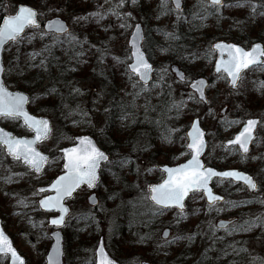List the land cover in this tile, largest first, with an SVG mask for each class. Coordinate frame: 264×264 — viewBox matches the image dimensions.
<instances>
[{"label": "trees", "instance_id": "obj_1", "mask_svg": "<svg viewBox=\"0 0 264 264\" xmlns=\"http://www.w3.org/2000/svg\"><path fill=\"white\" fill-rule=\"evenodd\" d=\"M152 1L154 2L152 3ZM21 2L30 4L28 0ZM237 3L244 6L221 8L220 12L216 13L211 8L207 12L203 11L201 0H186L187 5L183 9V15L187 17V20L177 22L174 11H167L166 14H162L164 10L161 8V0H140L137 9L147 14H142L141 19L135 18L133 21H141L144 24L146 32L144 48L153 61H161L165 65L176 62L184 68L188 76L193 77L205 74L212 65L215 54L209 56L207 53L213 41L226 39L244 45H249L256 40L264 41V16L260 15L261 12H264V0H226L225 2V4L232 5ZM69 4L71 11H75L76 7L80 5L79 2L76 4L75 0H69ZM253 5L259 6L255 13L252 12ZM172 8V5L168 2V9ZM233 11H243L244 13L240 15ZM5 13L3 5L0 4V20ZM195 13H199L201 17L206 18H194ZM164 33H175L179 39L168 38ZM64 45L66 47H60V50L59 48H52L53 50H59L58 52L50 50L53 58L48 57V61H46V64L50 66V70L31 71L30 68H22L21 75L9 80L8 83L14 85L15 88L27 90L33 99L30 90H34L42 80L45 78L50 79L53 75L58 87H67L62 95L59 94L58 97L64 98L68 105L73 98L74 102L72 101L71 105L81 104L82 94H77L74 91L76 84L72 81L80 78L79 75L81 74H77V67L79 64L81 68L84 66V60L79 55L82 51L84 53V46L82 44L81 47V44H77L75 49L71 47V42ZM11 46L16 47V52H20L22 49L21 42H19L11 44L6 51ZM161 49H167V51ZM17 59L20 62L22 60L21 56H18ZM51 65L55 66L54 71H51ZM262 68L264 70V66ZM8 72L9 68L6 64V83L9 76ZM48 72L51 73V76ZM86 73L89 74L85 70L82 75L86 76ZM28 74H31L29 78ZM113 78L108 74L102 80V90L105 95L103 103L108 104L105 108L109 109L108 112H105L104 109L103 132L102 129L98 130L95 126L92 130L89 124L78 128L77 132L79 134H94L99 144L110 152L112 160L114 156L128 157L132 160L131 165L120 170L116 166L106 165L104 172H102L101 185L111 187L109 180L117 174L115 177L120 179L117 186L120 185L121 191H124L127 183H132L129 179L131 177L134 179L136 175L134 163L141 160L137 157L140 154H147L150 158L155 156L156 159L162 157L164 162L171 164L187 157L185 129L186 121H188L192 109L189 108L187 98L176 91L170 78L163 81L154 79L155 82L149 86L139 84L135 88L132 87V91L125 90L121 83L119 84V81L117 84L115 80H111ZM261 83L256 84L258 87L249 85L245 91L237 92L238 97L240 95V99L236 98L238 102L248 104L250 100L258 101L259 99L264 102L263 92V96L261 95L262 97L258 99L254 95L257 89L261 88ZM142 88H146V90L142 91ZM251 90L255 91L250 92ZM93 92H97V90L94 89ZM46 96L50 103L49 98L52 94L49 93ZM193 99L199 103L195 97ZM181 101H183V104L179 110L172 107L174 103L180 104ZM30 108L33 111H43L36 108L33 101ZM122 116L126 118L121 119ZM237 123L226 124L224 120H220L218 129L223 134L226 131H232ZM176 128L178 131H176ZM166 136L169 139H165ZM0 152L4 154L1 146ZM166 152L169 154H166ZM207 162L217 167L229 166L228 162L223 161L221 158L210 157ZM130 168L133 169L132 172L128 171ZM48 169L49 167L46 170ZM122 171L127 173L121 174ZM55 175H50V178ZM160 177L161 175L157 180ZM147 179H149V182L152 181L150 177ZM215 187L225 194L228 202H231L226 208L228 214L232 212L233 215H238L244 221V226L250 231L264 230V217L259 219L256 216L248 219L247 216L244 217L242 214L245 212L244 208H248V211L255 209V206L259 205L258 202L251 203L246 199L233 202L232 189L234 187L237 189H234L235 191L244 192L245 189L241 185L217 180ZM121 191L115 188L112 193L114 198L101 193L102 203H106L105 206H108L105 214L97 211L99 209L90 207L85 213L77 216L75 220H69L65 230L66 233H71L73 236L74 248L72 252L77 259H74V262L77 261V264H94L93 243L90 241H98L101 234L105 235L108 250L120 261L124 260L125 257H136L139 260L141 258L148 259L155 264H242L241 259L244 257L245 250H240L235 246L232 247V243L236 239V233L228 232L225 236L223 231L216 229L209 222L201 221L198 224L204 228L200 232H192L186 235L184 233L186 230H184L181 239H175L172 243H165L166 240H161L159 235L160 229L163 227V221L161 220L163 214L154 215L157 207L153 206L148 199H142L140 196L133 198V194L130 197V192L133 191L131 187L128 188L129 198L126 201H123L121 195L117 193H121ZM194 197L197 198L200 208L207 207L200 194H195ZM193 198L189 201L188 207ZM225 204L223 203V205ZM191 214L194 216L196 212ZM186 220L180 221L182 225L190 224L189 218ZM171 226L175 227L174 225ZM75 231L77 234H74ZM239 234L242 235V233ZM190 236L192 238L188 239ZM235 249L238 250V257ZM143 251H148L150 254H144ZM88 255H90V258L86 260L85 257Z\"/></svg>", "mask_w": 264, "mask_h": 264}, {"label": "rangeland", "instance_id": "obj_2", "mask_svg": "<svg viewBox=\"0 0 264 264\" xmlns=\"http://www.w3.org/2000/svg\"><path fill=\"white\" fill-rule=\"evenodd\" d=\"M20 1L24 0H0V4L3 5L6 13H12L15 11ZM28 2L39 10L41 13L40 19L54 16H62L63 18H66L72 27L71 34L74 35L84 46V53L81 56V59L84 60V66L81 68V65L79 64L77 67V74H81L79 75L80 78L72 81L76 84V88H79L82 93L81 99L83 100L81 104L76 103L75 105H71L73 98L69 101L70 103L68 105L64 98L58 97L59 94L62 95L67 87H58L53 75L50 79L45 78L42 80L34 90H30L33 95L31 103L33 101L34 106L39 110H43L45 113H40L43 111H36L35 109L34 112L38 115L48 116L51 118L53 124L51 137L40 143V147L45 152L51 154L49 169L42 174H34L21 163L8 158L0 152V216L3 220L4 227L12 236L15 245L19 248L22 254L26 256L28 264H44V256L51 244L49 234L52 228L47 226V218L50 214L42 212L38 208L37 199L40 195L37 193L36 187L48 183L45 180L50 178V175L57 174L61 171L62 160L59 156L58 149L73 142V136L79 134L77 132L78 128L89 124V127L92 130H94L95 127L98 130L102 129L104 125V109H106L105 107L108 105L103 103L105 97L104 91L102 90L103 77H106L109 74L110 77H114L111 80H115L117 84L119 81V84L121 83V86L125 90H133V81H129L128 78H125L127 77V75H125V65L114 61L113 56L121 57L123 59L130 54L128 42L135 20L133 21V19H129L125 14L131 12L134 19H141L142 14L147 13L139 11L137 6H133L130 3L126 4L123 8H117L119 0H107V2H105V0H75L76 4H78V2L80 3L75 11H71L69 0H28ZM153 2L154 1H152V3ZM5 6H8L11 12H9ZM113 10L118 11L120 17L123 19L114 15ZM233 12L240 15L244 13L243 11ZM94 13H100V15L103 16V19H101L100 16L92 15ZM78 17H82L83 19L78 20ZM124 21H126L130 27L126 29L121 28L120 24ZM39 32L44 31L41 28L39 30L29 29L23 35L30 37L34 33H37L36 38L32 39L31 42L26 38L20 41L22 45L20 52L15 51V46H11L10 49L6 51L4 60L9 68L7 84L13 90H22L29 93L27 90L15 88L14 85H10L8 81L21 75L22 68H30L31 71L41 69V71H45L43 68L34 65H39L42 58H53L51 54L52 52H42L46 45L53 44L51 36H45L41 39L38 34ZM60 40L62 43H58L56 46L51 47V51L58 52L61 49L60 47L69 43L70 38L65 36L60 38ZM84 41H87V43H83ZM91 45H95V47H91ZM71 47L76 49L77 43L71 42ZM52 48H59V50H53ZM97 49L108 50L103 61L99 59L100 53L97 52ZM32 52H41L42 55L38 56L35 60H31L29 53ZM18 56H21V62L17 59ZM47 59L46 61H48ZM155 64V78L162 81L170 78L176 91L183 97L187 98L189 108L192 110H190L189 119L186 121V129L194 116L201 117L204 128L209 132L210 140L206 159L209 160L210 157L221 158L223 161L228 162L229 166L248 170L256 177L259 182V187L254 193L249 194L246 191L237 192L232 188L230 189L234 192L233 202H240V200L246 199V201L251 203H259V205L255 206V209H250L248 211V208H244L245 212L242 213L244 217L247 216L248 219L256 216L259 219L264 217V102L260 101V99L258 101L250 100L247 104L245 102H238L236 99L238 97L237 94L245 91L247 86L255 85L258 87L256 84L264 82L263 68H254L247 72L242 78L240 86L233 91L231 87L228 86L225 78L216 76L207 93L208 101L203 103L198 100L196 94L189 89L188 83H181L175 78L170 70V65H165L161 61H156ZM46 65L47 71L50 70L49 64ZM51 67V71H54L53 69L55 66L51 65ZM211 68L212 66L207 69L205 76H209ZM164 69H167L166 73L163 71ZM83 70H86L89 74L86 73V76H83ZM48 73L49 75L51 74L50 72ZM30 76L31 74H28V78ZM161 76L164 78L161 79ZM53 88L56 91L49 92V90ZM94 89L97 90V92H93ZM252 91L255 90H251L250 92ZM262 92L264 93V89L258 88L254 94L255 97L257 99L262 97ZM49 93L52 94L49 98L50 103L46 96ZM192 94L199 103L195 102V99L190 98V95ZM239 97L238 99H240ZM82 112L87 113V115H82ZM256 116L260 117L261 123L257 129V137L253 143L252 151L248 156L239 158L238 153L234 149L225 148L223 142L230 138L233 133L240 128L242 122H244L246 118ZM220 120H224L226 124L236 121L238 122V126L233 129V131H226L221 134L218 129V122ZM1 121L4 126L13 130L15 133H25L18 120L2 118ZM176 131H178L177 128ZM166 154L169 153L166 152ZM137 157L142 161L137 160V163H134L136 175L134 179L133 177L129 179L132 183H127L125 186L126 190L121 191L120 185L117 186L120 179L119 177H115L116 174L109 180L111 187L108 188L106 185H99L97 192L100 198L101 193L114 198L112 193L116 188L118 191H121V193L117 192L121 195V199L126 201L129 198V193H127L128 188L131 187L133 191L130 192V197L133 194V198L140 196L142 199H148V186L152 182L158 181L157 179L159 178V175H161V172H159L157 167L166 162H164L162 157L157 156L158 158L156 159L154 156L155 160L153 157H148L147 154H140ZM120 158L121 157L114 156L113 160L115 161ZM120 169L121 168L118 170ZM104 170L105 169H103V172ZM132 170L133 169L131 168L128 169L129 172H132ZM125 173L127 172H121V174ZM9 177H11V180L8 179ZM148 177L152 179L151 183H149V179H147ZM88 195L89 191L82 189L71 200L70 205L73 208V212L70 220H75L77 216L85 213L88 208H90V205L87 202ZM197 201V198H193V201L183 213L184 218H181V215L175 211L164 212L161 216L163 227L160 229L159 235L161 236L163 230L166 228L170 229L171 239L175 236L182 237L181 234H183L182 232L184 230H186L184 232L186 235L192 232H200L204 227L200 226L198 223L201 221H204L205 223L210 222V218L214 216V212L206 210L205 208H200ZM105 204L106 203L103 204L101 200L99 210L97 211L101 213L104 212L105 214L108 209V206H105ZM194 212H196V214L193 216L191 213ZM187 218L190 220V224H188L190 226L187 224L182 225L180 221H184ZM218 218L220 217L217 216L213 218L214 225L219 220ZM171 225L177 227L175 228ZM235 228L240 230L244 227L235 226ZM227 232H231V230L223 231V235L227 236ZM74 234H77V232L75 231ZM64 235L66 250L65 264H77V261L74 262V259H77L72 252L74 248L73 236L71 233H66V230H64ZM160 239L162 240L161 237ZM239 239H241L238 240L241 245L238 249L245 250L244 264H264V230L257 229L250 231L246 228L243 237ZM70 241H72V243H70ZM98 241H90L93 243V257ZM148 251H143V253L147 254ZM89 256L90 255L85 257L86 260L90 258ZM143 259L145 258H141V260ZM121 262L122 264H136L137 262L139 263L140 260L136 259V257H125ZM7 263V257L0 258V264Z\"/></svg>", "mask_w": 264, "mask_h": 264}, {"label": "snow or ice", "instance_id": "obj_3", "mask_svg": "<svg viewBox=\"0 0 264 264\" xmlns=\"http://www.w3.org/2000/svg\"><path fill=\"white\" fill-rule=\"evenodd\" d=\"M107 2V0H105ZM130 3L133 6H137L140 0H119L117 8H123L126 4ZM174 8L168 9V0H161V8L164 10L162 14H166L167 11H174L176 13L177 22L181 20H187V17L183 15V8L181 0H172ZM243 4L237 3L235 5L225 4L224 0H201V7L203 11L207 12L208 9H214L216 13L220 12L221 8L226 7H243ZM9 12L11 10L8 6H5ZM257 5L252 6V12L255 13ZM113 14L121 18L119 12L113 10ZM210 14V13H209ZM41 15L37 9L21 4L16 7L14 14H8L3 17V23L0 25V48L9 42L19 43L23 39H28L31 42L32 39L36 38L34 33L30 37L22 36L25 33V29L31 28L39 30L41 24L38 20V16ZM92 15L103 16L100 13H94ZM129 19H134L131 12L125 14ZM264 16V12L260 13ZM204 19L206 17H201L199 13L194 14V18ZM159 18V17H158ZM83 19L82 17H78ZM123 19V18H121ZM47 32H39L40 38L43 39L45 36H51L53 40L52 45H46L42 52H49L51 47L58 43H62L60 40V34H65L70 38L69 42H75L77 44L82 43L77 40V38L72 35L68 29L65 27L64 23L59 19H52L47 22L46 25ZM121 28H128L130 25L126 21L120 24ZM135 31L131 34V39L129 41L130 54L126 58H121L113 56V60L117 63L125 65V73L129 81H133L132 87L135 88L141 82L146 86L150 79V74L153 71V66L145 59V54L141 51L140 41L144 39L141 33L140 24L134 25ZM164 35L171 39H179L175 33H164ZM83 43H87L84 41ZM95 47V45H91ZM162 51H167V49H161ZM220 53V59L216 61L215 70L217 73H226L227 77L230 78V83L233 88L237 87L238 81L241 79V74L245 69H249L253 66H264V47L259 43L254 44L251 50H245L235 44L229 43H213L208 49V55L211 56L216 51ZM100 53L99 59L103 61L108 50L107 49H97ZM225 54L227 59H224ZM41 52L29 53L31 60H35L38 56H41ZM83 55V52L79 53ZM46 57L40 60L39 65H34L43 68L47 71ZM131 61V63H128ZM5 71L2 64H0V73ZM165 73L167 69L163 70ZM180 81L187 83V79L183 73H178ZM164 77L161 76V79ZM205 81L194 80L190 87L199 94L200 101L207 102L204 88ZM261 89H264V82L261 84ZM142 91L146 88H142ZM56 91L54 88L50 89L49 92ZM74 91L77 94H82L79 88H75ZM139 95V93H137ZM190 98L194 96L190 95ZM29 103V97L21 93H12L7 90L5 84L0 81V118L20 120L23 119L24 126H26L29 131L33 132V139H18L12 136L10 133L5 132L0 129V146L6 149L7 155H10L14 160L22 162L26 167L35 173H40L44 165L48 163V156L42 154L37 150L36 145L44 140L51 137L52 128L49 121L46 119H38L30 115L25 110V105ZM183 101L180 104H173L172 107L179 110ZM109 109H105L108 112ZM82 115H87V113L82 112ZM126 117L122 116L121 119ZM229 123H236L232 121ZM261 122L256 119H248L244 123L243 129L235 136L234 139L228 141L229 145H239L242 150V154H247L249 152V143L254 140L253 132L257 125ZM191 130L186 133L188 143L185 145L189 150L191 158L182 165L175 168H164L167 172L168 178L164 180L163 183L150 187V200L154 202V205L159 206L154 215H162L164 211L172 208L180 210L181 218H184V201L189 197L190 193L194 194L196 192L203 191L208 200L209 209H213L214 205L223 200L222 196L215 195L212 189L209 187V183L213 177L220 178H231L234 181H243L250 189L255 190L257 188L256 182H254L251 176H248L239 171H223L218 172L213 168L206 167L200 157L203 155L204 148L206 147L205 142V132L200 127V121L198 119L194 120L190 126ZM103 132V129L101 130ZM165 139H169L168 136ZM74 145L71 148L58 149V151L63 152L64 164L63 169L65 170L62 175H59L53 182H51L48 189L40 188L37 193H45L48 191H54L55 195H47L44 199L39 201L42 208L47 211H56L59 213L58 216L50 220L51 225L57 227L66 224L65 217L70 214V210L65 206V201L67 199H73L74 193H77L82 186L86 185L88 189H95L98 187L100 182V171L102 164L113 165L119 168H124L125 166L131 165L132 160L128 157H123L118 160H112L108 154L97 147L96 143L88 136H82L76 138ZM150 171V170H149ZM11 180V177L8 178ZM34 193V194H37ZM89 199L96 204V198L89 195ZM231 203V202H226ZM220 211L221 209H216ZM251 226V225H250ZM220 227H224L221 223ZM236 230V229H233ZM164 236L168 233L165 231ZM182 237H175L173 240H166L165 243H172L175 239H181ZM192 237H188L191 239ZM60 240L57 234V247L54 248L56 257L62 255L59 248ZM0 253H11L13 264H24V261L18 256L16 250L12 247L11 242L4 235L3 231L0 230ZM98 255L100 257L99 264H116V261L110 259L108 255L104 252V246L98 249ZM53 255H49L48 264H59L58 259Z\"/></svg>", "mask_w": 264, "mask_h": 264}, {"label": "water", "instance_id": "obj_4", "mask_svg": "<svg viewBox=\"0 0 264 264\" xmlns=\"http://www.w3.org/2000/svg\"><path fill=\"white\" fill-rule=\"evenodd\" d=\"M170 1L172 2V0H170ZM21 4H24V3H21ZM21 4H19V5H21ZM181 4H182V8H183V5H184L183 0H181ZM19 5H18V6H19ZM24 5H28V6H31V7L35 8L34 6L29 5V4H24ZM173 5H174V4H173ZM35 9H37V8H35ZM14 13H15V12H14ZM14 13H7V14L3 15V17L6 16V15H8V14H14ZM3 17H2V19H1V21H0V25H2V23H3ZM52 19H59V20H61V21L64 23L65 27H66V28L68 29V31H69L70 26H69L68 22H67L65 19H63L61 16H55V17H52V18H48V19H46V20H44V21H41V20L39 19V16H38V20H39V22H40V24H41V26L43 27V29H44L45 32L48 31V29H47V27H46L47 22H48L49 20H52ZM136 24H140V26H141V33H142V36H143L144 39H145V33H144L143 25H142L140 22H138V23H136ZM28 29H30V28L25 29V33H26V31H27ZM134 31H135V28L133 27V30H132L131 34H132ZM25 33H22V36H23ZM131 34H130V37H129V41H130V39H131ZM60 35H63V33L60 34ZM144 39L140 41V44H141V51L144 52V54H145V59H147L148 62L153 66V71L151 72V74H150V79H149V81H148V84H150L151 81H152V79H153V75H154L155 68H154V65H153L152 61L149 59V57H148L146 51H145L144 48H143V42H144ZM219 42L229 43V44H235V45H237V46H239V47L244 48L245 50H251V47H252L254 44H256V43H259L262 47H264V43L261 42V41L254 42L249 48H247V47H245V46H243V45H241V44H239V43H237V42H233V41L218 40V41H215L214 43H219ZM11 43H13V42H12V41H9V42H7V43L3 46V48H0V64L3 65L5 71H6V66H5V63H4V54H5L6 47H8ZM128 44H129V42H128ZM216 52H217V57H216L215 62H214L213 72H214L215 74H219V73L216 72L215 67H216V61L220 59V53H219L218 50H217ZM224 59H227V55H226V54H225V56H224ZM129 63H131V61H130ZM253 67H255V66H253ZM250 68H252V67H250ZM250 68H249V69H250ZM171 70L174 72L175 76H176L179 80H180V77H179L178 73H183L184 76L186 77V74H185L184 70L181 69V68L179 67V65H177V64H172V65H171ZM246 70H247V69H245L244 71H246ZM5 71H4L3 73H0V81H2V82L5 84V86L7 87V90H8L9 92H12V93H21V94H23V95L28 96V97H29V103H27V104L25 105V110H26L30 115H32V116H34V117H36V118H38V119H46V120H48V121H49V124H50V126H51V128H52V121H51V119H50L48 116L38 115V114H36V113H34V112H32V111L30 110L29 106H30V100H31V98H30V94H29V93H27V92H25V91H22V90H13V89H11L9 86H7V84H6L5 81H4V74H5ZM244 71H243V72H244ZM243 72H242V73H243ZM222 73H223V72H222ZM224 75L227 77V74H226V73H224ZM241 75H242V74H241ZM200 79H202V80L205 81V85H206V86H205V88H204V93H205V97H206V100H207V88H208V86H209V80H208L207 77H204V76L195 77V78H193V79L191 80V82L189 83L188 86H189V88H190L193 92H195V90L192 89V88L190 87V85H191V83H192L194 80H200ZM227 80H228V84L232 87V85H231V83H230V78H227ZM239 81H240V80H239ZM239 81H238V84H239ZM141 84H143V82H141ZM148 84H147V85H148ZM238 84H237V86H238ZM232 88H233V87H232ZM235 88H236V87H235ZM195 93H196V92H195ZM196 94H197V96H198V98H199V94H198V93H196ZM196 119H198V120L200 121V127H201V129L204 130V132H205V137H204V139H205V142H206V147L204 148L203 155L200 157V159L202 160V162L204 163V165H205L206 167L213 168L214 170H216V171H218V172L231 171V170L239 171V172L244 173V174H246V175H248V176H251V177L253 178L254 182H256V184H257V186H258V183H257L256 179L254 178V176H253L251 173L247 172V171L241 170V169H239V168H225V169H219V168L214 167V166H211V165H206L203 156H204V154L206 153V151H207V149H208L207 131L202 127L200 117H194V118L192 119L191 123H190V126H191L192 122H193L194 120H196ZM248 119H256V120H259V121H260V118H258V117H252V118H248ZM248 119H246L245 122H246ZM20 120H21V122H22L23 125H24L23 119H20ZM245 122H244V123H245ZM258 125H259V124H258ZM258 125H257L256 129H255L254 132H253L254 140H255V138H256V130H257V128H258ZM190 126H189V128L187 129L186 133H187L188 131L191 130ZM25 127H26V126H25ZM243 127H244V124H243V125L241 126V128H240V129H239V130L233 135V137H232L231 139L225 141V146H227V147H230V146H236V145H229V144H228V141L234 139L235 136H236V135H237V134L243 129ZM26 128H27V127H26ZM0 129H3L5 132L10 133L12 136H14V137H16V138H18V139H21V138H22V139H29V140H30V139H33V138H34V135H35V134H34L33 132H31V131H30V132H31V135H16L12 130H9L8 128H6L5 126H3L1 122H0ZM27 129H28V128H27ZM28 130H29V129H28ZM82 136H88V137H90V138L96 143V145H97L98 148H100L102 151H104L106 154H108V155L110 156V154H109L106 150H104L103 148L100 147V145L98 144L96 138H95L93 135H91V134L75 135L74 138H73V141L78 142V141H76V138H78V137H82ZM254 140H253V141H254ZM253 141L249 143V152H248L247 154H249V153L251 152ZM38 144H39V143H38ZM38 144L36 145L37 150L40 151L42 154L48 156V158L50 159L51 155H50L49 153L44 152L43 150H41V149L39 148ZM73 146H75V145H74V142H73L72 144H70V145H66V146L61 147V148H59V149H63V148H71V147H73ZM237 146H238V149H239L240 153L242 154V150L239 148V145H237ZM2 147H3V146H2ZM3 148H4V147H3ZM4 149H5V148H4ZM5 152H6V149H5ZM58 153H60L61 156L63 157L64 154H63L62 151H58ZM6 154H7V152H6ZM247 154H243V155H247ZM8 156H9L10 158H12L10 155H8ZM110 157H111V156H110ZM190 158H191V156H189L188 159H186V160H184V161H182V162H180V163H178V164H163V165H160V166L158 167V169H159L161 172L164 173V177H163V179H162L160 182H156V183H152V184H150V185H149V191H150V187H151V186L159 185V184L163 183L164 180H166V179L168 178V174H167V172L164 171V168H166V167H167V168H175V167H178L179 165H182V164H184V163H187V161H188ZM64 162H65L64 159H62V167H61V168H62V171H61V173L58 174L56 177H54V178H53L48 184L38 186V187L36 188V191H37L38 189H40V188L48 189V188L50 187L51 182H53V181H54L59 175H62V174L64 173V171H65V170L63 169V164H64ZM21 163H22V162H21ZM22 164H23V163H22ZM46 165H47V164L44 165V168H45ZM103 165H104V164H102L101 169H102ZM44 168H43V169H44ZM100 177H101V171H100ZM100 179H101V178H100ZM216 179H226V180H231V178L213 177L212 180H211L210 183H209V187L212 189L213 193H214L215 195L222 196V197H223V200H224V196L221 195V194H219L218 192H216V191L214 190V187L212 186L213 181L216 180ZM231 181H233V182H235V183H241V184L245 185V186L248 188V190H249L250 192H253V191H254L253 189H250L246 184H244V182H243L242 180H241V181H234V180H231ZM83 187L87 188L86 185L82 186L81 188H83ZM87 189H88V188H87ZM95 189H96V188H95ZM95 189H88V190L92 191V192H91V195L94 196V197L96 198V201H97L96 204H93V202L89 199V196H88V198H87L88 203H89L92 207H96V206H98V204H99V198H98V196H97V193L95 192ZM79 190H80V189H79ZM79 190H78V191H79ZM255 190H256V189H255ZM78 191H77V192H78ZM200 192L203 193V191H200ZM39 194H43V195L37 200V204H38L39 209H40L41 211H45V212H53V213H56V214H54V215L48 217V226H50V227H52V228H56V229L53 230V231L50 233V237L52 238V243H51V245H50L48 251L46 252V255H45V263L48 264V257H49L50 254L53 255L54 257H56V253L54 252V248L57 247V234H58V235H59V240H60L59 248H60V250H61V252H62V255H59V256L56 257V258L58 259L59 264H64V234H63V232H62V228H63L65 225L60 226V227H57V226H55V225H51V224H50V220H51L52 218L58 216L59 213L56 212V211H47V210H45L44 208H42V207L40 206V204H39V201H40L41 199H44L45 196H47V195H55V192H54V191H48V192H45V193H39ZM75 194H76V193H74V195H75ZM150 195H151V193H150ZM150 195H149V197H150ZM191 195H192V194L190 193L189 197H190ZM203 196H204L206 202L208 203L207 197H206V195H205L204 193H203ZM189 197H187V198L185 199V201H184L185 207H186V201L189 199ZM69 200H70V199H67V200L65 201V206L69 208V210H70V214H71V207H70V205L68 204V201H69ZM149 200H150V198H149ZM223 200H221V201H223ZM150 201H151V200H150ZM151 202L154 204L153 201H151ZM158 207H159V206H158ZM185 207H184V208H185ZM177 210H179V209H177ZM70 214H69V215H70ZM69 215H68V216H69ZM68 216L65 217V220H66V221H67ZM230 222H231L230 220H220V221L217 223V225H218V227H220L221 223H223V224H224V227H226L228 224H230ZM224 227H220V228H224ZM0 230L3 231L4 235H5V236L8 238V240L11 242L12 247L16 250L18 256L24 261V264H27V259H26V257H25L24 255H22V253L19 251V249L15 246L12 237H11V236L8 234V232L5 230V228H4V226H3V220H2V218H1V216H0ZM165 231L168 233V235H167V236H164V235L162 234V236H163V238H168L170 232H169L168 229H166V230L163 231V233H164ZM101 243L103 244V246H104V252L108 255V257H109L110 259L115 260V261H116V264H120V262H119L116 258H114V257L108 252V250L106 249L103 236L100 237L99 242H98V245H97L96 250H95V264H99L100 257H99V255H98V249H99V247L101 246ZM0 256H7V257H8V264H13V260H12V257H11V253H7V254H5V253H0ZM17 264H19V262H17ZM141 264H153V263H151V262L145 260V261H142Z\"/></svg>", "mask_w": 264, "mask_h": 264}, {"label": "flooded vegetation", "instance_id": "obj_5", "mask_svg": "<svg viewBox=\"0 0 264 264\" xmlns=\"http://www.w3.org/2000/svg\"><path fill=\"white\" fill-rule=\"evenodd\" d=\"M233 137V136H232ZM224 147H226L225 146V143H224ZM228 148H230V149H234L237 153H238V156H239V158H242V157H245L246 155H243V154H241L240 153V151H239V149H238V146L236 145V146H230V147H228ZM215 166V165H214ZM217 167V166H216ZM227 167H229V168H231V166H227ZM219 169H222V168H226V167H218ZM243 170H245V169H243ZM221 181H223V180H221ZM227 182V181H226ZM229 182V181H228ZM230 183V182H229ZM219 203H216L215 205H218ZM222 204V206H221V208L219 207V209H221L220 210V218L221 217H223V215L225 214V213H228V211H226V208L228 207V204H226V205H223V203H221ZM215 208H217V207H215ZM233 226H234V224H232L231 226H229V227H227V228H225V229H230L231 230V232L232 231H234V233H236L237 235L235 236V240H234V242L232 243V245H236L235 246V248H239V246H240V244H238L239 243V241L238 240H240L239 238H241V236H240V234L237 232V231H240V232H242L243 231V228H241L240 230H237V231H235V230H233ZM238 227V226H237ZM240 227H243L242 226V224L240 225ZM228 233V232H227ZM234 250V249H233ZM236 251H237V249H235Z\"/></svg>", "mask_w": 264, "mask_h": 264}]
</instances>
